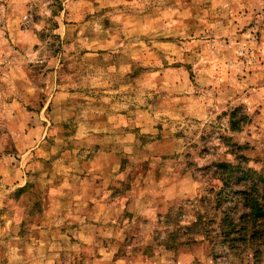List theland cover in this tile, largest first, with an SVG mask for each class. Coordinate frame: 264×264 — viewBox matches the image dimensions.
Here are the masks:
<instances>
[{"label": "rangeland", "instance_id": "1", "mask_svg": "<svg viewBox=\"0 0 264 264\" xmlns=\"http://www.w3.org/2000/svg\"><path fill=\"white\" fill-rule=\"evenodd\" d=\"M217 162L264 178V0H0V264H264Z\"/></svg>", "mask_w": 264, "mask_h": 264}, {"label": "trees", "instance_id": "2", "mask_svg": "<svg viewBox=\"0 0 264 264\" xmlns=\"http://www.w3.org/2000/svg\"><path fill=\"white\" fill-rule=\"evenodd\" d=\"M234 115L232 114V117ZM235 122L231 119V125ZM236 128V125L233 127ZM215 171L223 186L228 185L233 178L246 182L248 189H241L232 193L238 194L239 199L232 214H226V229L221 228L222 236L225 240L234 241L237 236L242 238H263L264 229V206L260 204V196L257 195L256 186L264 182V178L252 168L235 167L230 162H217ZM237 169V170H235ZM238 171V173H236ZM236 173V175H234ZM249 182V183H248ZM240 205L242 212L238 213L237 206ZM260 220V224L257 221Z\"/></svg>", "mask_w": 264, "mask_h": 264}]
</instances>
